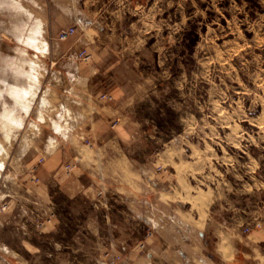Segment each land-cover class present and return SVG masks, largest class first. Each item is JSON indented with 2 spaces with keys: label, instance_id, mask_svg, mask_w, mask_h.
Here are the masks:
<instances>
[{
  "label": "rangeland",
  "instance_id": "374dc122",
  "mask_svg": "<svg viewBox=\"0 0 264 264\" xmlns=\"http://www.w3.org/2000/svg\"><path fill=\"white\" fill-rule=\"evenodd\" d=\"M7 5L0 0V111L13 106L12 91L26 83L16 72L30 71L31 60L39 82L22 127L9 140L0 131V264L86 262L97 257L102 239L118 233L87 234V224L106 226L102 210L55 186L42 193L39 151L54 138L55 75L48 67L55 65L51 51L57 47L45 41L39 53L23 43V22L39 33L38 25ZM154 33L167 77V89L154 102V157L168 148L180 151L178 160L195 166L189 170L190 195L228 194L250 218L243 227L248 233L264 212V0H154ZM190 207L181 203L182 211ZM125 222L120 236L137 245L145 260L154 247V227ZM104 256L110 263L120 260L113 252Z\"/></svg>",
  "mask_w": 264,
  "mask_h": 264
},
{
  "label": "crops",
  "instance_id": "0c3cea01",
  "mask_svg": "<svg viewBox=\"0 0 264 264\" xmlns=\"http://www.w3.org/2000/svg\"><path fill=\"white\" fill-rule=\"evenodd\" d=\"M14 1L57 47L48 67L55 75L54 138L39 151L42 193L55 186L102 210L106 226L87 224V234L118 233L102 239L96 258L70 264H264V212L256 220L260 227L252 223L244 233L250 218L228 194L190 195L194 165L180 162V151L168 148L154 157V102L167 89L154 49V0ZM70 27L75 34L58 42V33ZM81 50L87 61L76 58ZM171 182L174 188L163 190ZM184 202L189 211H182ZM114 217L119 225L111 223ZM127 219L154 227L145 260L120 236ZM112 252L119 261H107L105 253Z\"/></svg>",
  "mask_w": 264,
  "mask_h": 264
},
{
  "label": "bare ground",
  "instance_id": "6f19581e",
  "mask_svg": "<svg viewBox=\"0 0 264 264\" xmlns=\"http://www.w3.org/2000/svg\"><path fill=\"white\" fill-rule=\"evenodd\" d=\"M7 4L10 10L22 13L25 12L22 6L14 0H7ZM25 27H27V24L23 22L22 27L19 28V38L22 39L23 43L29 45L30 47L41 53L43 50V46L46 45V42L40 38L37 29H35V26H29L27 27V30L25 29ZM19 56L24 59V50H22V52H19ZM30 65V71L20 70L19 68L16 72L20 77H23L25 79L26 83L24 85H20V87H15L12 91L11 95H13L12 98L14 101L13 106H5L3 110L0 111V131L4 134L7 140H9V138L13 135L15 129L22 127V113L28 112L31 106L32 98L37 95L36 85L39 81L37 73L35 72L36 62L31 60ZM0 98H2L1 94Z\"/></svg>",
  "mask_w": 264,
  "mask_h": 264
},
{
  "label": "built area",
  "instance_id": "2783aa9c",
  "mask_svg": "<svg viewBox=\"0 0 264 264\" xmlns=\"http://www.w3.org/2000/svg\"><path fill=\"white\" fill-rule=\"evenodd\" d=\"M75 34V29L73 27L64 29L60 31L56 37V40L58 42H63L67 40L71 35ZM76 58L78 60L87 61L89 59V55L86 53L85 50H81L77 53ZM256 227H260L259 224H256Z\"/></svg>",
  "mask_w": 264,
  "mask_h": 264
}]
</instances>
